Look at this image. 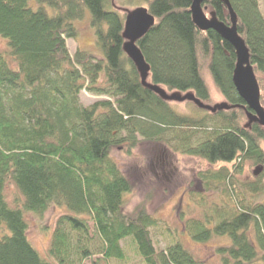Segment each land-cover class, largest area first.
<instances>
[{
	"label": "trees",
	"instance_id": "1",
	"mask_svg": "<svg viewBox=\"0 0 264 264\" xmlns=\"http://www.w3.org/2000/svg\"><path fill=\"white\" fill-rule=\"evenodd\" d=\"M228 2L264 109V0ZM191 4L0 0V37L8 44L0 52V264H204L176 227L149 213L147 201L127 208L134 185L112 151L130 153L143 142L169 144L207 164L196 174L202 217L183 220L180 213L182 231L201 243L226 239L216 249L221 264H264V129L249 122L233 84V48L194 25ZM201 7L230 25L223 0ZM136 8L154 20L135 43L148 83L227 109L210 112L185 100L187 113H178L142 86L123 51L125 17ZM85 18L93 44L70 54L66 41L76 39L75 23ZM82 92L103 99L82 106ZM247 164L251 178L241 181ZM205 193L217 202L209 204ZM52 207L64 213L40 254L26 215ZM156 236L168 239L164 248Z\"/></svg>",
	"mask_w": 264,
	"mask_h": 264
},
{
	"label": "rangeland",
	"instance_id": "2",
	"mask_svg": "<svg viewBox=\"0 0 264 264\" xmlns=\"http://www.w3.org/2000/svg\"><path fill=\"white\" fill-rule=\"evenodd\" d=\"M261 4V0H259ZM204 15L209 18L210 11L204 10ZM77 30L76 39H68L66 46L70 54L76 48H85L93 44V34L89 27L88 19L85 18L75 23ZM8 44L5 39L0 37V52H6ZM176 94L183 96L176 92ZM103 99L82 92L80 102L82 106H88L93 102ZM185 101V100H184ZM184 101L171 100L170 105L178 113L186 114L187 107ZM217 103H222L220 98L215 99ZM174 150L172 146L162 143H141L130 153L126 148L118 147L112 151V158L117 163L124 175L133 183V191L127 196V208L132 209L137 203L147 201V210L159 221L168 223L179 235L182 245L189 250L196 259L202 260L204 264H221L217 253V247L227 244L224 238H213L204 243L193 241L187 236L180 225V219L188 217H202L199 208L202 187L196 178L200 170H205L207 164L198 157L186 156ZM252 171L246 165L245 171L240 176L241 181L251 178ZM12 188L7 190L9 200H12ZM200 193V194H199ZM211 193L207 202L211 204L214 197ZM210 195V196H209ZM216 199V198H215ZM206 201V200H205ZM64 213L59 207H52L44 214H27L28 232L27 236L33 247L43 254L49 244L51 231L56 219ZM183 214L181 218L179 215ZM158 248H164L168 239L154 237Z\"/></svg>",
	"mask_w": 264,
	"mask_h": 264
},
{
	"label": "water",
	"instance_id": "3",
	"mask_svg": "<svg viewBox=\"0 0 264 264\" xmlns=\"http://www.w3.org/2000/svg\"><path fill=\"white\" fill-rule=\"evenodd\" d=\"M204 0H192L190 12L194 25L201 31L212 30L216 32L223 40L229 43L233 48L236 56L235 68L233 71L232 81L240 98L244 101L248 109L247 118L250 123H257L264 129V109L260 103V92L254 72L249 63V54L244 41L238 35L236 29V18L228 0L223 3L231 16L230 25H226L216 19L213 13L207 18L202 9ZM153 18L144 8H136L130 11L124 21L123 38L125 40L123 51L136 67L141 84L144 88L151 90L161 99L166 101L188 100L194 103L198 108L215 112L216 110L227 109L226 104H218L214 106H206L199 100L195 99L192 94L177 96L176 94H168L165 90L158 86L148 83L149 67L145 63L143 56L135 43L144 36L149 28L153 25Z\"/></svg>",
	"mask_w": 264,
	"mask_h": 264
}]
</instances>
